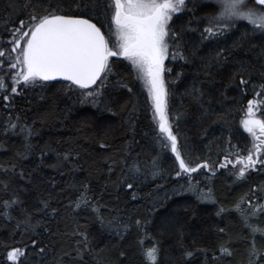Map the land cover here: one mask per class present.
I'll return each instance as SVG.
<instances>
[{
  "label": "trees",
  "instance_id": "trees-1",
  "mask_svg": "<svg viewBox=\"0 0 264 264\" xmlns=\"http://www.w3.org/2000/svg\"><path fill=\"white\" fill-rule=\"evenodd\" d=\"M10 2L0 0V49L6 53L0 57V79L9 86L11 73L18 70L8 67L10 31L27 16L21 11L9 19ZM15 2L19 6L26 0ZM249 3L261 8L254 0ZM43 6L63 14L77 12L74 0H43ZM217 8L207 0H186V8L174 14L169 25L181 33L186 59L173 60L170 55L165 61L168 119L186 159L212 166L190 178L175 175L179 166L170 148L161 143L147 87L123 57L110 58L111 73L96 104L81 92L94 90L100 80L88 90L73 85L69 91L66 82L21 85L19 94H12L10 87L0 90V264H13L7 255L17 247L28 249L21 257L24 264H40L30 233L23 231L22 223L17 227L24 218L21 208L33 215L34 225L40 221L56 233L50 236L43 226L36 228L49 244L43 264H149L144 253L153 247L158 250L157 264H248L250 230L243 226L235 205L242 198L244 211H250V205H264V165L237 179L238 168L219 164L226 155L232 161L237 154L246 156L254 143L242 121L248 100L264 101V95L255 94L264 91L259 87L264 84V34L238 22L223 35L202 41L206 17ZM113 11L111 0H94V8L84 17L103 25L110 44ZM220 49L227 57L223 67L213 64L205 69ZM238 61L251 67L244 74L251 82L243 92L238 81L229 83ZM193 86L199 89L197 98L191 94ZM5 94L9 100L3 99ZM256 115L264 118V103L256 105ZM26 142L33 146L30 152H25ZM65 153H71L69 160L55 167ZM189 179L191 189L201 191L189 190ZM82 183L88 185L89 205L81 202L77 208ZM9 200L19 202L5 216L4 202ZM43 200L49 201L50 209L36 211ZM51 208L57 209L54 217ZM98 217L130 228L121 227L123 235H117L114 229L102 228ZM250 223L264 227V213L250 217ZM80 233L86 234L92 249L85 250L83 261L75 252L76 241L84 239ZM256 244L262 246L259 234ZM221 245L230 248V256L221 253Z\"/></svg>",
  "mask_w": 264,
  "mask_h": 264
},
{
  "label": "snow or ice",
  "instance_id": "snow-or-ice-1",
  "mask_svg": "<svg viewBox=\"0 0 264 264\" xmlns=\"http://www.w3.org/2000/svg\"><path fill=\"white\" fill-rule=\"evenodd\" d=\"M74 2L77 10L75 14H63L44 7L43 0H26L19 6L15 0H12L8 4L7 7L12 9L9 19L13 13L18 16L21 11L26 12L27 16L26 20H19V27L13 25L10 31L8 67L18 70L11 73L12 83L10 86L0 79V90L7 92L10 87L12 94H19L18 87L21 85L23 88H27L36 86L38 82L57 79L67 81L68 85L65 88L69 91L72 90L71 86L73 85L79 89L87 90L100 80L101 83L94 90L81 92V96L92 97V103L96 104L98 103L97 98L103 95L102 89L106 86L105 82L111 73L110 58L123 57L130 62L138 78L147 87L154 119L157 120L158 131L162 134L161 143L164 148H170L179 166L175 175L180 177L182 174H187L190 178L192 173L201 168L211 169L212 166L208 161L193 164L186 159L168 119V90L164 79L165 60L169 59L170 55L173 60L186 59L181 33L171 29L169 25L173 15L179 14L186 8V0H114V13L109 25V35L115 38V42L112 44L102 31L103 25L97 26V23H94L91 18H84L94 8V0H74ZM216 2L218 4L216 12L206 17L207 25L201 33L202 41L223 35L226 30L235 27L238 22H245L246 25L252 26L251 31L258 30L264 34V0H254L255 5L261 6L260 9L249 6L247 0H216ZM224 51V49L217 51L211 58V62L205 63V69L213 64L223 67L224 61L227 60ZM5 55V50L0 49V57ZM236 63L238 68L231 74L229 83L238 81L236 86L243 92L251 82L250 76L247 79L244 76L245 73L251 72V67L245 62L238 61ZM2 66L3 61H0V67ZM167 70L171 71V69ZM179 76L180 73H177V78ZM102 77L103 79H101ZM117 84L127 87V85L120 84L119 81ZM259 87L264 90V84ZM128 91L131 92L132 89L129 87ZM196 93H199V89L193 86L191 94L194 98H197ZM255 94L261 96L264 95V91ZM3 99L9 100L10 96L5 94ZM258 103H264V101L248 100L247 118L242 121L244 130L254 140L252 148L248 150L246 156L237 154L235 163L226 155L225 162L219 164L220 168H227L230 164L234 168L236 165H240L236 172L237 179L244 178L248 170H255L257 164L264 165V156H262L264 153V118H257L256 105ZM11 127L15 129L17 125L13 123ZM30 135L31 131L28 132V136ZM23 147L25 152H30L33 146L30 142H26ZM70 156L71 153H65L63 161H58L55 167H60L64 161L69 160ZM135 170L140 171L139 167H136ZM189 186V190H193L191 189V179H189ZM81 187L83 191L79 193L75 201L77 208L81 206V202L89 205L88 185L82 183ZM127 187L132 189L133 184L128 183ZM18 202V200L4 202L5 216L8 215L7 209ZM41 203L43 207L36 211L46 212L50 209L48 200H43ZM241 203H243V198L240 203L235 205V208L240 212L243 226L250 230L248 264H264V227L254 226L250 223V217L256 216L258 212L264 213V205H250V211H244L240 207ZM21 211L24 218L22 221H18L17 227L19 228L22 223L23 231L30 233L32 251L40 257V264H43L44 254L49 250V244L43 242L41 233L37 232L36 228L43 226V231L49 233L50 236L56 235V233L52 232L46 224L41 225L40 221L34 225L32 223L33 215L26 209L21 208ZM56 211L57 209L51 208L53 217ZM221 211H225V209L222 208ZM98 220L102 228L114 229L117 235H123L119 230L121 227L125 231L130 228L128 224L105 222L102 217H98ZM135 225L139 229L143 228L140 220H136ZM220 231L224 232V229H220ZM72 234L77 235L78 233L73 232ZM257 234L261 238L262 246L260 248L256 244ZM80 235H83L84 239L76 241L75 252L76 258L83 261L85 250L91 252L92 249L89 247L86 234L80 233ZM27 251V248H14L8 252L7 259L13 264H24L21 257H24ZM220 251L222 254L231 255L230 248L224 245L220 246ZM65 255H70V253H65ZM144 255L149 264H157L158 250L155 247L147 250ZM187 255H191V253Z\"/></svg>",
  "mask_w": 264,
  "mask_h": 264
},
{
  "label": "rangeland",
  "instance_id": "rangeland-1",
  "mask_svg": "<svg viewBox=\"0 0 264 264\" xmlns=\"http://www.w3.org/2000/svg\"><path fill=\"white\" fill-rule=\"evenodd\" d=\"M111 1L114 3L113 0H111ZM207 1L212 2L213 4L218 5L217 2H216V0H207ZM247 2H248V5L250 6L249 0H247ZM113 13H114V11H113ZM114 42H115V38H114V36H112V37H111V44L114 43ZM246 118H247V117H246ZM246 118H245V119H246ZM235 161H236V158H235V160L233 161V163H235ZM256 166H258V164H257ZM256 166H255V169H256ZM239 167H240V165H236V168L239 169ZM248 171H254V170H251V169H250V170H248Z\"/></svg>",
  "mask_w": 264,
  "mask_h": 264
},
{
  "label": "water",
  "instance_id": "water-1",
  "mask_svg": "<svg viewBox=\"0 0 264 264\" xmlns=\"http://www.w3.org/2000/svg\"><path fill=\"white\" fill-rule=\"evenodd\" d=\"M99 81V80H98ZM97 81V83H98ZM54 82H66L68 83L67 81H63V80H60V79H57V80H53V81H47L46 83H54ZM95 85H93L92 87H94ZM85 90V89H84ZM88 90V89H87Z\"/></svg>",
  "mask_w": 264,
  "mask_h": 264
},
{
  "label": "bare ground",
  "instance_id": "bare-ground-1",
  "mask_svg": "<svg viewBox=\"0 0 264 264\" xmlns=\"http://www.w3.org/2000/svg\"><path fill=\"white\" fill-rule=\"evenodd\" d=\"M114 1V0H113ZM247 244V243H246Z\"/></svg>",
  "mask_w": 264,
  "mask_h": 264
},
{
  "label": "flooded vegetation",
  "instance_id": "flooded-vegetation-1",
  "mask_svg": "<svg viewBox=\"0 0 264 264\" xmlns=\"http://www.w3.org/2000/svg\"><path fill=\"white\" fill-rule=\"evenodd\" d=\"M166 61V60H165Z\"/></svg>",
  "mask_w": 264,
  "mask_h": 264
}]
</instances>
